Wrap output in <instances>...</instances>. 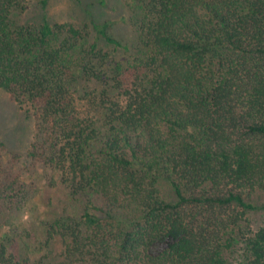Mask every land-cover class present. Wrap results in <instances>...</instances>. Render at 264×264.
Returning a JSON list of instances; mask_svg holds the SVG:
<instances>
[{"label":"trees","instance_id":"1","mask_svg":"<svg viewBox=\"0 0 264 264\" xmlns=\"http://www.w3.org/2000/svg\"><path fill=\"white\" fill-rule=\"evenodd\" d=\"M30 6L0 0V89L35 123L22 156L0 141V264H264V219L234 250L264 191V0H133L132 44Z\"/></svg>","mask_w":264,"mask_h":264},{"label":"rangeland","instance_id":"2","mask_svg":"<svg viewBox=\"0 0 264 264\" xmlns=\"http://www.w3.org/2000/svg\"><path fill=\"white\" fill-rule=\"evenodd\" d=\"M40 0H31V6L26 13L29 23L40 25L45 20L51 24L70 23L78 26L88 24L91 20L97 22L112 21L113 33L119 40L132 44L134 41V11L133 0H48L44 7ZM35 133V123L27 117L24 110L12 97L0 89V141L5 143L9 150L23 155L29 149ZM38 176V175H37ZM28 183L31 181L28 180ZM43 184V183H42ZM163 196L168 201L176 200L175 194L168 183H162ZM38 196H50L57 201L63 200L62 194L52 190L42 189ZM259 210L246 215L242 224L243 235L238 236L234 250L240 253L244 248V240L253 231L257 230L264 219V191H257L253 195ZM37 201L33 200L32 210L26 215L18 214L17 220L24 218L36 222L43 215L42 208L34 207Z\"/></svg>","mask_w":264,"mask_h":264}]
</instances>
